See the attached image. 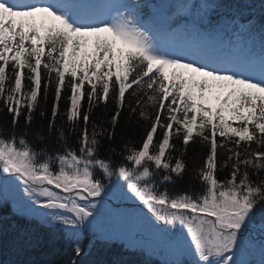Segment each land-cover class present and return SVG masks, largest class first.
Masks as SVG:
<instances>
[{"label": "snow or ice", "instance_id": "snow-or-ice-1", "mask_svg": "<svg viewBox=\"0 0 264 264\" xmlns=\"http://www.w3.org/2000/svg\"><path fill=\"white\" fill-rule=\"evenodd\" d=\"M224 35L234 39L218 45ZM109 102V118L94 117ZM0 105L11 116L0 127V170L25 185L32 215L73 253L68 264H104L89 257L114 239L103 223L120 215L110 200L151 213L163 264H252L244 256L254 243L264 253V3L0 0ZM37 109L47 126L33 132ZM124 111L145 126L140 145L129 138L102 152ZM30 135L55 136L60 148L37 149ZM195 142L207 148L191 176L201 187L170 192L163 186L183 179ZM39 243L20 230L10 248L20 255Z\"/></svg>", "mask_w": 264, "mask_h": 264}, {"label": "trees", "instance_id": "trees-1", "mask_svg": "<svg viewBox=\"0 0 264 264\" xmlns=\"http://www.w3.org/2000/svg\"><path fill=\"white\" fill-rule=\"evenodd\" d=\"M160 2H162V0H148V3H153V4ZM228 2H231V0H228ZM253 2L256 4H260V3H264V0H253ZM52 97H53V93L50 91L47 102V109H46L49 118L51 115ZM83 103L85 104L86 107L87 106L86 101H84ZM0 107H2V105H0ZM40 107L41 108L45 107L42 98H41ZM64 107H65V101L62 100L61 111H63ZM39 111L40 109H37L32 124L33 132L40 124H43L45 128L47 126V119L42 120L41 117L39 116ZM112 112H113V105L111 102H109L107 108L101 105L99 108L94 109L93 115L94 117H99L102 120H107ZM127 119H128L127 111L122 112L118 125L115 130L116 131L115 141L114 142L102 141L103 144V147L101 149L102 152L107 150L109 144L119 148L121 144L124 141L128 140L129 138L136 144V146L140 145L143 138V134L145 132V126L142 121L138 120L135 117L132 119L131 122H127ZM57 123L60 124L61 121L58 119ZM23 125H24V120L23 118H21L19 121L18 131L23 128ZM233 126H237V125L234 123ZM0 127L5 129V131H7L11 127V116L6 111L0 112ZM28 139L32 143L33 147L37 149L47 147L50 151H52L60 148V145L56 141L55 136L46 138L44 141H37L31 135L28 137ZM69 142L73 144L75 143L74 139L72 138H69ZM174 142L177 143L178 146H180L179 141H174ZM253 147H255V145H253ZM206 152H207V148L201 146L199 142L190 143L187 149V154L184 157L187 164V170L184 174L183 179H177L175 184H166L163 187H166L170 192L173 193L188 192L190 190L193 191L199 190L201 187L200 182L198 180L191 179V176L194 167L197 164H201L203 162ZM116 159L119 160L120 158L116 157ZM224 174L225 173H220L219 175L221 176V178H223ZM4 178L5 177H3L0 174V181ZM12 178L15 179L14 177ZM121 202L131 203L129 205H126L124 215L132 214L137 211L140 212L139 216L142 221L141 228L144 229L148 235L154 237V239L156 240L157 234L154 228V225H156V223L154 222V218L150 213L147 212L146 209H144L141 205H139L141 203L134 199L121 200ZM110 206L113 207L111 204ZM22 215H28L29 219L28 220L23 219ZM13 224L17 225L16 230L12 229L11 226ZM20 230H23L24 232L33 236L34 238L39 239L40 243L36 247L28 250L27 252L22 253L20 255H16L11 250L10 243L12 239L16 236L17 232ZM151 232H153L154 235L149 234ZM88 241L85 242V246H87ZM138 242L139 241L133 238L132 242L129 243L128 240L120 236L114 237V239L107 242V244H105L104 242H97L93 254L89 257V260L104 262V264H107V262H110L114 257L123 256V258L125 260H128L130 264H163L164 260L159 257L160 254L164 255V252L158 253L156 248H153L152 245L146 244L141 246L138 244ZM127 245H132L134 249V254L128 255L125 253V246ZM150 246L153 248V250L150 248ZM154 249L156 251H154ZM245 255L246 257L252 258V260H248V261L250 262L253 261L254 262L253 264H255L256 261L260 262L262 259H264V253H262L259 245L257 250H253L252 252ZM72 257H73V253H71V251L65 252L63 250L62 244H60L59 242L52 241L51 233L49 232L48 229L41 226V224L38 222L35 216L32 215V211L29 210L27 211L24 209L15 210L10 200L0 196V264H5V262L9 260H21L25 262H31V264H43V262L47 259H53L57 262V264H68V262Z\"/></svg>", "mask_w": 264, "mask_h": 264}, {"label": "rangeland", "instance_id": "rangeland-1", "mask_svg": "<svg viewBox=\"0 0 264 264\" xmlns=\"http://www.w3.org/2000/svg\"><path fill=\"white\" fill-rule=\"evenodd\" d=\"M216 43L218 45H222L218 38H216ZM24 188L25 185L20 180L5 177L0 181V196L10 200L15 210L24 209L27 211H32V209L28 207L31 202L29 201L28 196L24 191ZM114 201L120 202L121 200ZM109 204H111L110 201ZM112 206L113 210L119 211L124 214L126 207H119L117 206V204L116 206ZM139 215L140 212L137 211L132 214H128L127 218H124L121 214L118 216H105L103 218V223L104 226L110 231H112L114 234H116V232L123 233V238L127 239V233L128 231H130L129 229H131L133 235L138 238L140 237V234L148 235L145 230L140 227L142 221ZM152 235H154V233H152ZM165 258H167L166 253Z\"/></svg>", "mask_w": 264, "mask_h": 264}]
</instances>
